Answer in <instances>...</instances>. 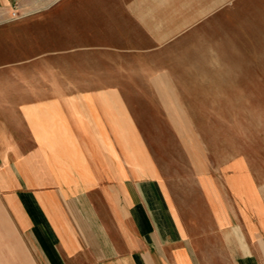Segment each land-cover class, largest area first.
<instances>
[{
	"label": "crops",
	"instance_id": "crops-1",
	"mask_svg": "<svg viewBox=\"0 0 264 264\" xmlns=\"http://www.w3.org/2000/svg\"><path fill=\"white\" fill-rule=\"evenodd\" d=\"M262 3L0 0V264H264V171L198 135Z\"/></svg>",
	"mask_w": 264,
	"mask_h": 264
},
{
	"label": "rangeland",
	"instance_id": "rangeland-1",
	"mask_svg": "<svg viewBox=\"0 0 264 264\" xmlns=\"http://www.w3.org/2000/svg\"><path fill=\"white\" fill-rule=\"evenodd\" d=\"M250 12L255 20H247L246 35L231 43V51L224 54V66L198 70L199 76L215 83L205 87L220 90L228 98L222 102L226 115L212 118L214 131L198 135L203 140L212 136L215 142L226 141L230 157L240 156L264 171V0ZM218 103L215 101V108ZM206 119L199 117L198 124H205Z\"/></svg>",
	"mask_w": 264,
	"mask_h": 264
},
{
	"label": "built area",
	"instance_id": "built-area-1",
	"mask_svg": "<svg viewBox=\"0 0 264 264\" xmlns=\"http://www.w3.org/2000/svg\"><path fill=\"white\" fill-rule=\"evenodd\" d=\"M13 18H15V14H13Z\"/></svg>",
	"mask_w": 264,
	"mask_h": 264
}]
</instances>
